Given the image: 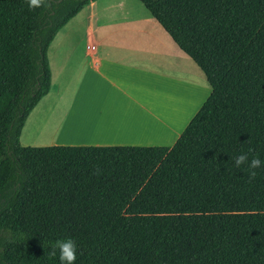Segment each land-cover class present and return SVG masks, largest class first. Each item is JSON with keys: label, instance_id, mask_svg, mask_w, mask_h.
<instances>
[{"label": "trees", "instance_id": "trees-1", "mask_svg": "<svg viewBox=\"0 0 264 264\" xmlns=\"http://www.w3.org/2000/svg\"><path fill=\"white\" fill-rule=\"evenodd\" d=\"M97 0H0V264H264V0H138L211 93L170 147H24L56 34ZM99 170V171H98Z\"/></svg>", "mask_w": 264, "mask_h": 264}, {"label": "crops", "instance_id": "crops-1", "mask_svg": "<svg viewBox=\"0 0 264 264\" xmlns=\"http://www.w3.org/2000/svg\"><path fill=\"white\" fill-rule=\"evenodd\" d=\"M50 90L24 147H172L211 93L197 65L138 0H97L56 34ZM56 125L49 141L37 125Z\"/></svg>", "mask_w": 264, "mask_h": 264}, {"label": "clouds", "instance_id": "clouds-1", "mask_svg": "<svg viewBox=\"0 0 264 264\" xmlns=\"http://www.w3.org/2000/svg\"><path fill=\"white\" fill-rule=\"evenodd\" d=\"M27 4L29 10L32 11L39 8L50 7V0H27ZM252 151L253 149H249L248 153L250 154ZM249 154L241 153L234 157V162L235 166L238 168L242 165H247L249 170V181H251L256 177V169L264 167V162L256 156H253L252 159L249 160ZM48 247V255L50 257H56L57 250L59 251V260L61 264H75L77 258V245L73 239L56 240L48 245Z\"/></svg>", "mask_w": 264, "mask_h": 264}, {"label": "rangeland", "instance_id": "rangeland-1", "mask_svg": "<svg viewBox=\"0 0 264 264\" xmlns=\"http://www.w3.org/2000/svg\"><path fill=\"white\" fill-rule=\"evenodd\" d=\"M57 126L54 124L52 126H44L42 127L41 125H37L36 130L34 131L36 136L43 137L42 139H45V141H49L50 137L52 136L54 130H56Z\"/></svg>", "mask_w": 264, "mask_h": 264}]
</instances>
